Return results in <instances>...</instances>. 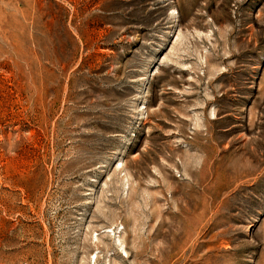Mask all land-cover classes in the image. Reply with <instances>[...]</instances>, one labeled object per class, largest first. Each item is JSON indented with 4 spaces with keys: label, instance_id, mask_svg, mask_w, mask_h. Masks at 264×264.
Returning a JSON list of instances; mask_svg holds the SVG:
<instances>
[{
    "label": "rangeland",
    "instance_id": "rangeland-1",
    "mask_svg": "<svg viewBox=\"0 0 264 264\" xmlns=\"http://www.w3.org/2000/svg\"><path fill=\"white\" fill-rule=\"evenodd\" d=\"M0 264H264V0H0Z\"/></svg>",
    "mask_w": 264,
    "mask_h": 264
}]
</instances>
